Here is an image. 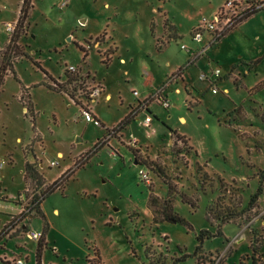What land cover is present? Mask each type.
Returning a JSON list of instances; mask_svg holds the SVG:
<instances>
[{
  "label": "rangeland",
  "instance_id": "374dc122",
  "mask_svg": "<svg viewBox=\"0 0 264 264\" xmlns=\"http://www.w3.org/2000/svg\"><path fill=\"white\" fill-rule=\"evenodd\" d=\"M224 1L32 0L18 42L43 70L65 83L76 102L49 88L50 80L29 58L16 59L13 73L4 76L0 264H8L6 258L36 264L37 241L26 233L41 231L43 219L29 208L31 200L77 163L64 186L42 201L48 223L42 264H173L183 254L190 256L176 264H253V239L264 264V8L217 43L207 46L204 33L203 43L188 50L194 62L184 76L171 75L187 61L181 45L191 44L188 35L175 37L172 25L194 30ZM21 3L0 0V62L9 37L5 24L15 23ZM162 25L164 32L157 35ZM210 68L221 71L212 85L216 93L198 78ZM94 83L103 84L104 91L93 102L86 92ZM157 91L169 106L156 98L144 107L141 101ZM80 106L90 108L102 125L87 122ZM130 108L137 110L134 119L110 136L107 129ZM147 114L152 122L144 124ZM96 141L105 144L92 151ZM26 161L45 184L24 178ZM258 185L261 193L250 209ZM149 194L155 197L152 206ZM182 194L196 205L184 202ZM165 201L190 227L153 220ZM13 204L26 214L15 227L7 221ZM29 214L34 216L28 225ZM201 230L222 233L204 238L194 255Z\"/></svg>",
  "mask_w": 264,
  "mask_h": 264
},
{
  "label": "trees",
  "instance_id": "16d2710c",
  "mask_svg": "<svg viewBox=\"0 0 264 264\" xmlns=\"http://www.w3.org/2000/svg\"><path fill=\"white\" fill-rule=\"evenodd\" d=\"M32 8V0H22L21 3V8L19 10L18 13V17L16 19V24H17V29L12 32L9 33V37H8V41L5 45V47L3 48V50L1 51V62H0V87L3 84L4 81V76L7 73V71H11L13 73V62L21 57H26L29 58L33 61V63L40 69V63L36 60H34L19 44L18 40L20 37V34L22 32V28H23V23L24 20L27 18L28 15V11L29 9L31 10ZM263 8H255V6L250 7V9L248 10H242L241 12V16L237 19V22L234 26L226 29L224 32H222L217 38H216V42H219L222 38H224L228 32H230L236 25L240 24L241 22L245 21L247 18H249L251 15L255 14L256 12L262 10ZM30 12V11H29ZM105 33V31H103L102 33H100L98 36H100L101 34ZM95 37V40H97V37ZM160 39L157 37L156 38V47L157 49L160 51L163 47L161 46L160 43ZM78 47L80 49H83L84 51V57L87 56V50L83 48V46L78 44ZM116 50V47H115ZM114 50V52H115ZM113 52V53H114ZM105 63H109V57L105 56L103 58ZM260 58H257L256 60H254L252 62V66H254L255 64H257L259 62ZM193 60L189 57L186 61V63L183 66H180L174 73H172L171 75H174V77H179L182 72L190 65L193 64ZM43 70V69H42ZM44 75L47 79L50 80L51 83L46 82L47 86L49 88H59V90L57 91H64L67 93V95L73 99V101H75L74 99V95L70 92H68L67 87L65 86L64 82H58L56 81V79L51 76L49 73H47L45 70H43ZM14 76L16 77V75L14 74ZM72 77L67 76V80L69 81ZM241 86V84H236V86ZM23 90L26 89L25 87H22ZM261 88V85L258 84L254 87L255 90H258ZM54 89V90H55ZM154 94L149 96L148 98H146L145 100H143L146 103H149V101H151V99H154ZM76 102V101H75ZM140 103V102H139ZM137 113V110L130 108V110L127 112V114L113 127L107 129L108 133L110 136H116L117 133H119L121 130H123L135 117ZM263 119H264V115ZM100 125H102V123L100 122ZM172 133H174L178 138L180 139H184V136H181L179 134H177L176 132L172 131ZM105 144L104 141H96L93 145V149L92 151L97 150V148H99L101 145ZM80 166V163L76 164V168H78ZM24 168H25V177L29 176L31 177V179H35L37 182V185H43L45 184L43 182L42 176L41 174L37 171V169L35 168V166L33 165V163L26 161L24 164ZM76 168H71V169H67V171L63 172L60 174L59 177H57L53 182L48 183L47 185L45 184V187L41 190L39 195H35L30 203L29 208L30 209H34L35 210V215L40 216L43 219V228L41 230V237L37 240V245H36V250H35V259H36V264H42L41 261V257H42V252H43V247L45 246V237L48 231V223L45 221L44 219V215L41 211L40 208V204L41 202L49 195L51 194L55 189L57 188H62L64 186V184L67 182V180L69 179V177L75 172ZM261 193V186L258 185L256 188V191L250 196L249 201H248V207L250 209L254 208L256 206L255 202L258 198V196ZM182 200L184 202H188L191 204L192 207H194L195 201L194 200H190L188 199L184 194H182ZM148 203L150 206H152L153 203H155V197L152 194H149L148 197ZM34 215L33 214H29L28 217L32 218ZM206 216H207V212H206ZM23 217H26V214L24 212H20L17 215L12 216L11 218V223H13L16 219L19 220ZM154 221H168V222H180L183 224H186L187 226L190 227V225L188 223H185L184 220L179 217L172 209V203L170 201H165L163 203V207L161 208L160 211V216L158 218H154ZM221 231H216L214 233L209 232L208 230H201L199 232V234L196 236V239L198 241V244L195 247V252L194 255L197 254V252L201 249V245L203 242L204 238H211L213 236H217V235H221ZM262 242V241H260ZM250 245L252 247V254L250 255V258L252 259L253 264H262V260H259V244L255 243V239L250 241ZM188 256H190L189 254H183L181 257L177 258L173 263L176 264V262L179 261H183L185 260ZM248 257V255L246 256ZM242 259H244V257H242ZM241 259V260H242ZM240 264H244L243 262H241Z\"/></svg>",
  "mask_w": 264,
  "mask_h": 264
},
{
  "label": "built area",
  "instance_id": "2783aa9c",
  "mask_svg": "<svg viewBox=\"0 0 264 264\" xmlns=\"http://www.w3.org/2000/svg\"><path fill=\"white\" fill-rule=\"evenodd\" d=\"M67 1H65L66 3ZM255 6V8H264V0H225L224 5L210 18H203L201 20L200 26L191 31V39L196 43H200L203 41L204 33H207L209 36V41L206 45H212L216 42V38L224 32L226 29L234 26L237 22V19L241 16L242 10H248L250 7ZM17 29L16 21L15 23L7 22L5 24V30L9 33L14 32ZM205 45V46H206ZM181 48L189 50L190 48L186 45H181ZM201 51V50H200ZM198 52V51H197ZM69 71L75 70L74 66L68 67ZM221 71L219 68H210L207 71H202L199 73L198 78L202 81H208L210 86L215 84L216 78H221ZM213 82V83H212ZM213 93L218 91L216 85L215 87H210ZM104 89L100 83H94L90 88L87 89L88 100L95 101V98L103 93ZM154 99H158L164 107L169 106V101L162 96L161 91H157L154 94ZM142 105L145 107L147 105L146 102L141 101ZM80 110L82 115L84 116L87 122H93L96 125H100V122L93 118L90 108L86 106H80ZM24 112H27V109L24 108ZM152 122V118L149 114H147L143 120L144 124H149ZM61 157V156H59ZM51 166L57 165L56 161H51L49 163ZM1 166V164H0ZM139 175L142 179L146 180L148 178L147 173L143 170L139 171ZM26 236L29 239L38 240L41 237V231L29 230L26 233ZM8 264H22L23 261L19 258L14 259H5Z\"/></svg>",
  "mask_w": 264,
  "mask_h": 264
},
{
  "label": "crops",
  "instance_id": "0c3cea01",
  "mask_svg": "<svg viewBox=\"0 0 264 264\" xmlns=\"http://www.w3.org/2000/svg\"><path fill=\"white\" fill-rule=\"evenodd\" d=\"M256 14H253V15H251L249 18H247V20L248 19H250L251 17H253V16H255ZM166 16V15H165ZM14 21H16V19L14 20ZM82 21V19H80V22ZM84 21V20H83ZM198 21V20H197ZM246 21V20H245ZM84 23V22H83ZM197 23V22H196ZM173 26V28H174V36L175 37H180V38H183L185 35H188L189 36V38H190V40H191V44L190 45H187L190 49H194V48H197V47H199L202 43H203V41L201 42V43H196L195 41H193L192 39H191V31H192V28L194 27H190V28H188V30H181V29H179V27L177 26V25H175V24H173L172 25ZM236 29H235V27L230 31V32H228V34L225 36V37H227L228 35H230V34H232L234 31H235ZM163 32H164V27H163V25H162V30H161V32L159 33V34H157V35H162L163 34ZM154 35V34H153ZM154 37H155V35H154ZM106 38L107 39H111V37L107 34L106 35ZM221 40H223V38L221 39ZM220 40V41H221ZM114 44V43H113ZM209 48H211V47H209ZM117 52V50H115V52L114 53H116ZM185 57L183 58V61L185 60H187L188 59V57H189V53H188V50H186V54L184 55ZM120 61L121 62H125V59L123 58V57H120ZM184 61V62H185ZM198 62V61H197ZM196 62V63H197ZM186 70V69H185ZM184 70V71H185ZM184 71L182 72V74L181 75H183L184 76ZM181 78V77H180ZM102 86H103V84H101ZM176 88V87H175ZM103 89H104V87H103ZM228 90V89H227ZM178 92H180V88H178ZM108 97H110V94L109 93H106L105 94V98H108ZM93 113H94V111H93ZM95 114V113H94ZM16 139H19V138H16ZM57 156L59 157V156H61V153H60V151H58L57 152ZM41 204H42V202H41ZM41 204H40V208H41ZM11 208H13V212H10V213H8V218L9 219H7V221H9V220H11L10 218H12V216H14V215H17L20 211L18 210V208H17V206L15 205V204H13V206L11 207ZM264 208H262V210H261V213H263L264 211ZM57 210L55 209V212H56ZM31 219L32 218H28V220H29V222H28V225L31 223ZM18 220L16 219L12 224H14L13 225V227H15L17 224H18V222H17ZM27 226V223H24L23 224V227L25 228ZM262 239H263V237H262ZM46 240H47V234H46Z\"/></svg>",
  "mask_w": 264,
  "mask_h": 264
},
{
  "label": "water",
  "instance_id": "95a60500",
  "mask_svg": "<svg viewBox=\"0 0 264 264\" xmlns=\"http://www.w3.org/2000/svg\"><path fill=\"white\" fill-rule=\"evenodd\" d=\"M84 21L82 20L81 23H83ZM79 141V140H78Z\"/></svg>",
  "mask_w": 264,
  "mask_h": 264
}]
</instances>
